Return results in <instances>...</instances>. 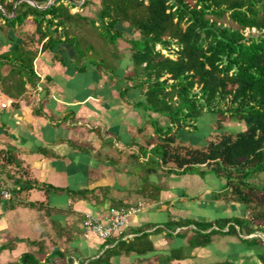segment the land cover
<instances>
[{"label":"crops","instance_id":"obj_1","mask_svg":"<svg viewBox=\"0 0 264 264\" xmlns=\"http://www.w3.org/2000/svg\"><path fill=\"white\" fill-rule=\"evenodd\" d=\"M55 1L4 0L0 9L12 7L5 15L13 18L15 10L45 9ZM74 2L58 0L56 6L90 18L100 8V0L83 7V0ZM20 25L0 30V264H24L26 255L36 264H67L69 257L78 264L97 256L109 242L87 231L86 215L104 218L114 206L143 204L124 231L129 239L150 232L155 251L141 260L152 264L173 250L183 254L186 238L193 245L198 241L192 230L176 236L181 221L246 215L241 204L219 195L221 180L213 173H168L160 161H151L158 139L153 114L140 105L142 91L128 80L130 48L121 49L113 68L100 66L81 56L67 39L66 25L65 34L35 42L33 71L26 73L11 57L36 31V17ZM194 184L197 190L188 194ZM222 198L232 202L233 216L225 213ZM169 223L173 233L163 227ZM158 226L163 228L151 232ZM231 246L242 249L238 242ZM182 254L170 264H187ZM122 256L112 261L120 264Z\"/></svg>","mask_w":264,"mask_h":264},{"label":"trees","instance_id":"obj_2","mask_svg":"<svg viewBox=\"0 0 264 264\" xmlns=\"http://www.w3.org/2000/svg\"><path fill=\"white\" fill-rule=\"evenodd\" d=\"M57 1L45 9L26 5L29 8L15 10L13 18L5 15L14 12L12 7H1L0 19L7 24H0V30L17 28L32 14L37 22L36 31L22 39L11 60L22 71L32 72L36 41L54 40L52 35L65 34L67 25V39L78 46L76 36L89 20L113 40L130 35L133 67L128 80L142 91L140 105L156 115L152 121L158 140L151 161H160L168 173H213L221 180L219 195L246 211L244 216L209 222L181 221L176 236L192 230L196 244L202 246L211 242L213 234L228 233L238 238L242 249L213 264H264V238L251 236L264 233V0H100L95 18L71 13V7L56 6ZM227 17L236 26L226 23ZM205 113L215 116L219 134L200 147L185 145L179 132L198 131ZM157 116L165 119V126ZM237 122L244 128L232 130ZM163 227L169 233L175 229L170 223ZM148 234L108 238L102 253L78 264H115L113 256L132 254L139 260L126 264H152L140 260L155 251ZM181 251L173 250L155 264H170L181 258ZM241 251H245L242 256ZM27 256L24 264L38 263L27 261ZM67 264H73L70 257Z\"/></svg>","mask_w":264,"mask_h":264},{"label":"rangeland","instance_id":"obj_3","mask_svg":"<svg viewBox=\"0 0 264 264\" xmlns=\"http://www.w3.org/2000/svg\"><path fill=\"white\" fill-rule=\"evenodd\" d=\"M77 11L76 9L72 10V12ZM224 21L228 24L235 25L234 22L230 18H225ZM89 26L86 24L82 28V32L79 34V36H76L77 39H79V44H78V49L80 54L86 56L89 61H92L94 63L99 64L100 66L102 65L103 67L106 68H113L115 66V63L118 62L119 60V55H121L123 52L121 49L124 48H129L130 44L126 40L127 36L131 37L130 35L124 34L122 37H119L116 40H113L109 38V35H104L100 33L99 31H102L100 27H96L93 25V22L89 20ZM138 33L134 34V37H137ZM153 119L156 118V115L152 116ZM157 119L160 120L161 125H166V121L164 118L157 116ZM199 130L196 132H188V131H180L179 132V138H181L183 141H185V145H191L195 147H200L205 144L206 141H209L210 139L215 138L219 134V130L217 129V125L215 120L214 115H209L207 113L203 114L199 118ZM229 121V120H228ZM230 123V122H228ZM236 127H233L232 130H241L240 128L245 126L244 123H238L236 124ZM156 149L155 146L153 145L152 147V154H155ZM198 175L202 177L201 172L197 171ZM211 173V172H210ZM208 173V174H210ZM207 176H205L204 179H206ZM168 184V181H167ZM209 184V183H208ZM195 186L189 187L186 189V192L188 194H191L196 189V184ZM227 191L224 193L226 194ZM195 194V193H194ZM223 201L222 203L226 206V211L225 213L228 214H234L233 208H232V202L230 200H226L225 198H222ZM213 211V210H212ZM210 211V212H212ZM237 215V213H236ZM233 216V215H232ZM196 234V233H195ZM252 235H259L264 238V233L261 232H255ZM189 236V235H188ZM197 236V235H196ZM170 239H172L171 236H169ZM188 239H185V244L186 247L184 249V258L187 261V264H213L217 261H222L227 258H230V256L234 253L235 251H232V242H237L239 241L238 238L234 235L228 234V233H215L211 236V242L199 246L195 243L193 245L192 243H189L187 241ZM171 247V246H168ZM245 251L239 252V255L242 256ZM195 257V258H194ZM120 264H126L129 262H133L136 260H139V258L134 257V255H131L130 258L128 256H122L119 258ZM141 260V258H140Z\"/></svg>","mask_w":264,"mask_h":264},{"label":"built area","instance_id":"obj_4","mask_svg":"<svg viewBox=\"0 0 264 264\" xmlns=\"http://www.w3.org/2000/svg\"><path fill=\"white\" fill-rule=\"evenodd\" d=\"M3 193L10 196L8 190H4ZM142 206V203L138 206H114L109 209L104 218L87 214L84 222L85 227L89 233L95 234L101 239H108L113 236L126 238L124 230L129 217Z\"/></svg>","mask_w":264,"mask_h":264}]
</instances>
